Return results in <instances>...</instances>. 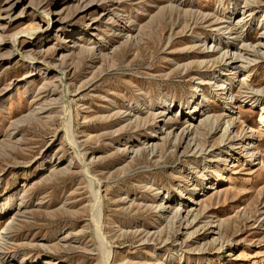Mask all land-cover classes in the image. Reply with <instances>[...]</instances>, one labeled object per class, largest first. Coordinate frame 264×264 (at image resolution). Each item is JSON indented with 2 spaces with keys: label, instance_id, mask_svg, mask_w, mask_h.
I'll use <instances>...</instances> for the list:
<instances>
[{
  "label": "rangeland",
  "instance_id": "1",
  "mask_svg": "<svg viewBox=\"0 0 264 264\" xmlns=\"http://www.w3.org/2000/svg\"><path fill=\"white\" fill-rule=\"evenodd\" d=\"M15 1L0 0V56L18 32L16 50L41 59L34 50L48 37L41 49L65 70L69 104L27 118L58 97L42 89L58 72L40 63L28 77L30 64L18 57L0 66V203L25 195L27 212L0 264H102L97 186L108 264H264V96L254 93L264 89V0H180L174 8L169 0H103L85 13L69 0ZM105 9L111 14L102 16ZM57 12L68 18L66 31L49 35L46 14ZM92 17L102 18L97 29L88 28ZM126 23L129 41L114 38L111 30ZM39 27L36 39L26 35ZM85 40L103 46L94 63L78 53ZM194 91L204 107L189 122ZM235 117L229 130L224 121ZM64 129L86 153L90 175L79 172ZM131 149L142 152L131 157ZM72 158L69 173L48 172ZM160 204L169 206L165 215ZM187 211L194 222L178 227L174 214ZM10 217H0V232Z\"/></svg>",
  "mask_w": 264,
  "mask_h": 264
},
{
  "label": "bare ground",
  "instance_id": "2",
  "mask_svg": "<svg viewBox=\"0 0 264 264\" xmlns=\"http://www.w3.org/2000/svg\"><path fill=\"white\" fill-rule=\"evenodd\" d=\"M19 0H16L15 2H18ZM103 0H69L68 3L71 4V6L73 5L74 8H75V12L76 13H85L87 10L93 8V7H97L98 5H100L102 3ZM169 5L168 7L170 8H174L177 6L178 3H181L180 0H169ZM14 3V2H13ZM12 3V5H13ZM167 5V4H166ZM247 5H248V2H247ZM251 5V4H250ZM253 5V4H252ZM13 7V6H11ZM247 7V6H246ZM195 10V9H194ZM113 11V10H112ZM104 13L102 14V16L104 15H109L111 14V12L108 10V9H105L103 11ZM191 13V11H190ZM23 14V11L20 12L19 15H22ZM196 14V13H195ZM9 15V14H8ZM6 16L8 17L7 19L9 20H12L14 19L13 17H11L10 15L9 16ZM60 12H57L56 16L54 18H51L49 16V14H46V20H47V25L45 27V31L43 29H41L40 27L37 28L35 31H32V32H28L26 33L27 36L31 37L30 39H36L39 34H43V31L44 32H49L51 35L53 32H65L66 30H64L66 24L68 23V18L66 17H61L60 16ZM115 15V14H114ZM118 15V14H117ZM202 15V14H201ZM116 16V15H115ZM125 16V15H124ZM203 16V15H202ZM5 19V18H3ZM102 18H99V17H92L91 18V24L88 26V28H90L91 26H94L93 29H97V26L100 22ZM207 19V18H206ZM121 20V19H120ZM196 20V19H195ZM238 22V21H237ZM128 23V22H127ZM125 24V26H122L120 28H114L112 29V36L115 38L119 35H123V37H127V41H129L128 39V35L126 34H129L128 32H130V29L129 27H126L128 24ZM131 23V22H130ZM129 23V24H130ZM87 28H83L81 30L80 33L82 32H87ZM2 32V31H1ZM264 33V32H263ZM20 33L18 32H15L14 35L12 36L11 38V43L10 45L12 46V50L8 51V54H6V56H0V66L6 62L7 60H10L14 57H18L19 59L23 60V61H26L28 62L30 65V72L28 74V77H31L35 74H37V71H38V68L37 66H40L39 64H43L46 69H48L50 72H53V71H57L58 72V76L56 77V83L53 84V86H44L42 87L43 89V92L46 94V95H49V96H53L54 94L58 93V97L57 98H51V102H49L48 104H46L47 107H39V108H35V110L33 109L32 112H29L28 115L26 116L27 118H32V117H35L41 113H44L45 111H48V110H51V108L53 109V107H50L49 105L53 104L54 102L56 101H60L61 105H60V108H62L63 110L66 109V107L68 106L69 104V101H68V96H69V93H68V89L66 87V83H65V79H66V73H65V70L61 68L60 70V67L57 68V66L55 64H50V62L46 59V55H47V51L48 50H43V48L41 49L42 45H44L45 43H47V40H48V37L46 39H43V40H40L37 44H36V48L37 50H34V51H37V53L39 55H42V58L39 59V58H36L34 55H32L31 53H21L20 51H18V49L16 50L15 48V45H16V39H17V36L19 35ZM78 33H74V34H68L66 35V37H72V36H75V35H78ZM48 35V36H49ZM263 35V34H262ZM84 36V35H83ZM112 37V38H113ZM261 40H264V35L261 36ZM68 39V38H67ZM71 40L68 39V40H65V42H70ZM126 41V42H127ZM84 42H86L85 44L83 45H77L76 47H80L81 49L79 50L78 53H82L84 55H87V59H90L92 61V63H94V60L96 58H100V56L102 55V52L101 50H103V46L101 45H89L90 43L88 42V40H85ZM3 43V40L0 38V45ZM260 44V43H258ZM244 45V44H243ZM262 45L264 46V42L262 43ZM35 46V45H34ZM259 46V45H258ZM75 45L73 46L72 45V48H74ZM245 47H250L252 50L251 51H254L253 48H256L254 46H251V45H245ZM245 47L243 48V51L247 50L245 49ZM241 50V49H240ZM256 52V51H255ZM244 53V52H243ZM73 54V52L71 53ZM80 54H79V57H80ZM225 54V53H224ZM247 54H249L247 52ZM256 54V53H255ZM264 56V53L262 54ZM69 56V54H64V55H61V60H60V64H64L65 63V59ZM255 56V55H254ZM258 57V56H256ZM264 58V57H262ZM228 63L229 64H235L237 63L238 61L235 60L233 57L229 56L228 58ZM251 62H255L256 59H251L249 60ZM239 64L235 65L234 67L235 68H239L238 66ZM65 66V65H64ZM247 67V66H245ZM245 67L243 66L241 69H245ZM41 70V69H40ZM239 70V69H237ZM241 71V70H240ZM247 76H248V72H245L241 78V81L243 80H247ZM239 82V81H238ZM240 83V82H239ZM228 85H229V88H231V83L228 82ZM243 85V84H241ZM59 89V90H58ZM197 89V88H195ZM6 89H3V91H5ZM198 91V90H196ZM261 92L262 95L264 96V89L261 90V91H256L254 93H259ZM255 95V94H254ZM261 95V96H262ZM192 99L194 100L193 103L195 104L194 105V108L191 112H189V115H188V118H189V122L191 121H194L195 118L197 117V115L201 114L202 113V109H203V105H201V102L198 103V98L196 96V93L194 91V94H193V97ZM199 105V106H198ZM164 106V105H163ZM169 106H170V103L168 104L167 107L164 106L165 109H169ZM197 109V110H196ZM68 111V110H67ZM66 112V111H65ZM68 113V112H67ZM66 113V115L68 116V114ZM162 113V112H160ZM65 115V114H64ZM130 113L128 112L127 114L125 115H120L119 118L120 119H125V120H128L130 119L129 116ZM66 116V117H67ZM68 118V117H67ZM65 119V118H64ZM69 119V118H68ZM207 119V118H206ZM216 120V119H215ZM130 121V120H129ZM157 121V120H156ZM205 121V120H204ZM209 121V120H208ZM131 122V121H130ZM218 122V121H217ZM221 122V121H220ZM225 123H227V126L229 127V130L231 127L235 126L238 122L237 118H231L230 120H226L224 121ZM258 122L260 124V127L261 128H264V107L261 108V113L259 115V118H258ZM66 123V121H65ZM191 125V124H190ZM18 126V125H17ZM16 126V127H17ZM15 127V128H16ZM65 130V133H68L67 137H68V143L69 145L71 146L72 148V151H73V154L75 156H77L76 158V162H80V173L85 175V176H88L90 175L89 173V170H90V167H89V164L88 163H85V156H86V153H84L80 148L81 146L79 147L80 144L77 143L76 139L73 138V133L71 134V132L69 131H66ZM69 130V129H67ZM211 130V129H210ZM228 131V130H227ZM186 134L189 133V129H186L185 130ZM249 132H252V130H249ZM12 134V133H11ZM185 134V133H184ZM175 135V134H174ZM185 136V135H184ZM235 137V136H234ZM251 137L253 139L254 137V134L251 133ZM177 140V137L175 138ZM175 140V141H176ZM178 140H179V137H178ZM233 141V139H232ZM180 142V140L178 141ZM179 144V143H178ZM52 145V143L49 145V148L50 146ZM152 145V144H151ZM177 146V145H176ZM52 148V147H51ZM186 148H190L188 145ZM195 149V148H194ZM132 150V149H131ZM128 151V150H127ZM145 151V150H144ZM149 151H150V155H154V152H155V146H150L149 148ZM193 151V149H192ZM49 152V151H48ZM142 152V149H134L132 151H130V153L132 154V156H136L138 155V153H141ZM249 153V151L247 152ZM46 154V153H45ZM251 156H253L254 154H250ZM60 157H56L55 160H59ZM141 158V157H140ZM73 161V158L69 161L68 164H66L65 166L63 167H54L55 165H51L49 168H52L50 169L48 172H51L53 171V173L51 174V176H58V175H62V174H66V173H69L70 171V167H71V164H75L76 162H72ZM60 164V162L58 161L57 165ZM50 176V178H51ZM88 178V177H87ZM91 182V180H90ZM210 188V187H209ZM15 195L12 194L8 197H6L2 203H0V217H4L6 215H9L11 216L10 218H12L8 223L7 225L5 226V228H3V230L0 232V259L2 258H5L6 257V254H5V250H7L6 248V245H7V240H10L12 236V232H13V225L17 222V220H19L21 217H25L26 215V210H25V199L23 198L24 196H21L20 198L18 197H14ZM26 197V196H25ZM173 199V196L171 197ZM92 202L93 204L91 205L92 206V211L94 212L93 215H95V227H96V231H97V236H98V239L100 240L101 242V245L104 246V248L102 249L103 250V253L102 255L103 256V259H102V264H108L110 259H111V251H110V246L107 242H105V237L103 236L102 234V226L100 225V197H99V190H98V186L97 188L93 191V196H92ZM91 202V203H92ZM166 202H168L166 200ZM193 203V202H192ZM162 204L159 205L158 207V210L161 211V215H165L164 213H166L165 211L168 210L169 206H161ZM183 207V206H182ZM175 210V209H174ZM184 212H185V209H184ZM175 217L177 218V223H179L178 227L179 226H183V224H185L186 226L187 225H191L193 222H194V218L189 220V217H191V215L189 216V212L187 211L186 214H183L182 216V212H179V213H175L174 214ZM195 217V216H194ZM200 219V218H199ZM194 225V224H193ZM212 226V225H211ZM15 228V227H14ZM145 233V232H144ZM154 235V234H153ZM149 236V235H148ZM64 238L65 241H68V239H70L71 237L68 238V235H66ZM146 237V236H145ZM147 238H144V240H146ZM64 246V245H63ZM102 253V252H101ZM100 255V254H99ZM101 257V256H100ZM8 258V257H7ZM10 258V257H9ZM102 258V257H101ZM41 263V262H39ZM38 262H35V261H30V262H26V263H23V264H39ZM16 264H22V263H18L16 262ZM42 264H49L48 262H42Z\"/></svg>",
  "mask_w": 264,
  "mask_h": 264
}]
</instances>
